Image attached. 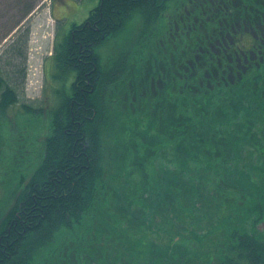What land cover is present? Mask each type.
<instances>
[{
  "label": "trees",
  "instance_id": "16d2710c",
  "mask_svg": "<svg viewBox=\"0 0 264 264\" xmlns=\"http://www.w3.org/2000/svg\"><path fill=\"white\" fill-rule=\"evenodd\" d=\"M263 1L99 0L57 37L56 99L21 111L51 120L40 163L9 190L0 264H264ZM19 86L0 73V120ZM80 229L88 244L73 233L60 257L59 236Z\"/></svg>",
  "mask_w": 264,
  "mask_h": 264
},
{
  "label": "rangeland",
  "instance_id": "374dc122",
  "mask_svg": "<svg viewBox=\"0 0 264 264\" xmlns=\"http://www.w3.org/2000/svg\"><path fill=\"white\" fill-rule=\"evenodd\" d=\"M98 3L99 0H0V73L7 80L11 79L13 83L20 85L19 103L12 105L3 114L6 117L0 120L3 133L2 144L0 141V218L12 204V198H9L11 185H19L22 177L27 179L40 163L44 152L43 139L46 132H49L50 114L30 116L22 114L21 111L24 103L49 108L56 99L55 89L58 83L53 77L51 60L46 58L51 56L53 50L58 23L56 19L60 18V26L69 30L73 24L83 22ZM168 15L169 13L166 16ZM142 28L141 20L131 22L121 41L128 42L131 48L139 47V32ZM24 42L27 76L26 81L21 84V49H24ZM119 42L110 39L99 46L98 51L105 66L117 55ZM60 84L64 85L62 81ZM1 115L2 113L0 117ZM114 175L111 165H108L105 180L110 200L117 188ZM118 180L125 182L126 178ZM134 200L138 201V197H134ZM119 204V200L109 202V208L117 213ZM73 233H82L87 244L91 239V234L88 231L81 232V229L61 234L56 243L62 247L60 257L68 249L71 250L75 238L72 237ZM57 249L59 248L50 251Z\"/></svg>",
  "mask_w": 264,
  "mask_h": 264
},
{
  "label": "flooded vegetation",
  "instance_id": "af4514ba",
  "mask_svg": "<svg viewBox=\"0 0 264 264\" xmlns=\"http://www.w3.org/2000/svg\"><path fill=\"white\" fill-rule=\"evenodd\" d=\"M64 17H62V18H64ZM56 20L58 21V23H57L56 33H55V36H54L55 37V41H56L57 37H60L63 34H67L69 32V30H70V29L69 30H64V28H62L60 26V23L62 21V20H60V18L59 19H56ZM256 37L257 38H260L259 41L257 42V57L259 58V57H261V55L264 52V22H263L262 33L260 35H256ZM55 41L53 43V50L50 53L51 56L50 57H46V58H49L51 61L53 60V57H54ZM248 47H249V45L247 44L246 45V49ZM246 49L243 50L244 52H246L245 53V62H247L249 59H255L256 58V55L254 54V50L248 48L247 51H246ZM261 60H263V59L261 58ZM260 136H261V141H264L263 140L264 139V130L261 132ZM258 227L262 228V227H264V225L262 223H260V224H258Z\"/></svg>",
  "mask_w": 264,
  "mask_h": 264
}]
</instances>
